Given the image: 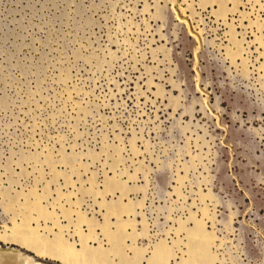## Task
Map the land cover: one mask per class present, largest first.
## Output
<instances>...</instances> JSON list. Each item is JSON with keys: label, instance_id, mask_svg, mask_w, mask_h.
Listing matches in <instances>:
<instances>
[{"label": "rangeland", "instance_id": "374dc122", "mask_svg": "<svg viewBox=\"0 0 264 264\" xmlns=\"http://www.w3.org/2000/svg\"><path fill=\"white\" fill-rule=\"evenodd\" d=\"M30 229L264 264V0H0V254L68 264Z\"/></svg>", "mask_w": 264, "mask_h": 264}, {"label": "bare ground", "instance_id": "6f19581e", "mask_svg": "<svg viewBox=\"0 0 264 264\" xmlns=\"http://www.w3.org/2000/svg\"><path fill=\"white\" fill-rule=\"evenodd\" d=\"M35 200H36V198L34 199V203H35ZM36 206H34V207H36ZM117 210L118 209L115 208L114 212L117 213ZM25 224H26V222H25ZM25 230H27V229H25ZM18 231H20V230H18ZM30 231H31V229L29 230V232H25V233L23 232V234H21V236L18 237L19 241L22 243V245L23 244L34 245L36 247L43 246V247L47 248V250L49 252L48 256L57 258L62 263H68V264H100V262L102 261L101 260L103 258L102 255L104 254L103 251H99V253H96L94 256L93 255L90 256L88 253L84 252V249H86L85 242L87 239L85 235L80 234L78 236L80 246H81V250L76 251V250H74L72 245L67 244L65 241L61 240L60 238H57L53 242L52 246H50V245L47 246L46 242L39 241L35 238V236H33L32 233L34 231L33 232L31 231L32 233H30ZM189 234H190L189 236H192L193 239H196V238H198V239L204 238L205 239L206 237H208L210 235V234L206 235L204 233V231L201 229V226L199 223L194 224V229L191 230L189 232ZM107 238H108V241L111 242V244H112V248H111L112 252L114 251L113 253H115V255H118L117 256L118 257L117 258L118 259L117 264H127L128 262L121 255V253L119 251V247L116 245L117 244V237H113V235L111 233H109L107 235ZM115 242H116V244H115ZM191 243H192V241H191ZM196 251L198 252V254H203V253L205 254V252L203 250H201L199 245L197 243H194L191 245V252L196 254L195 253ZM153 253L154 254L152 255V257L146 261V264H157L159 262L162 263V261H164V259L166 257L165 255L167 254L166 248L163 247L162 245L156 247L155 250L153 251ZM2 254L3 253L0 254V264H34V263L28 261V259L21 258L15 254H13V255L12 254L11 255H9V254L8 255H5V254L2 255Z\"/></svg>", "mask_w": 264, "mask_h": 264}]
</instances>
